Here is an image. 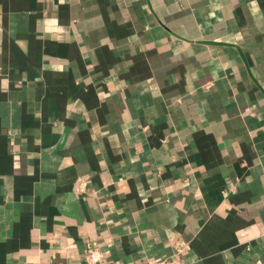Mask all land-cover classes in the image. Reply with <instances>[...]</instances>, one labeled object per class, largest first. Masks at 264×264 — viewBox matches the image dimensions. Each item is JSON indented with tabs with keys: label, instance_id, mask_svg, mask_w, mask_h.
<instances>
[{
	"label": "crops",
	"instance_id": "crops-1",
	"mask_svg": "<svg viewBox=\"0 0 264 264\" xmlns=\"http://www.w3.org/2000/svg\"><path fill=\"white\" fill-rule=\"evenodd\" d=\"M91 246L264 264V0H0V264Z\"/></svg>",
	"mask_w": 264,
	"mask_h": 264
},
{
	"label": "built area",
	"instance_id": "built-area-1",
	"mask_svg": "<svg viewBox=\"0 0 264 264\" xmlns=\"http://www.w3.org/2000/svg\"><path fill=\"white\" fill-rule=\"evenodd\" d=\"M88 182L86 180H81L77 185L76 191L78 193H84L87 191ZM105 253L103 249L98 246H91L87 250L86 262L88 264H102ZM151 264H181L178 255H172L164 259H158L153 261Z\"/></svg>",
	"mask_w": 264,
	"mask_h": 264
}]
</instances>
